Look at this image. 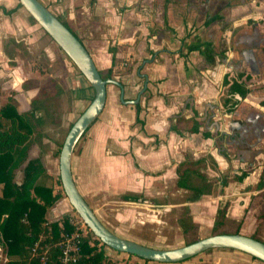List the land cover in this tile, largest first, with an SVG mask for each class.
Here are the masks:
<instances>
[{
	"label": "crops",
	"instance_id": "0c3cea01",
	"mask_svg": "<svg viewBox=\"0 0 264 264\" xmlns=\"http://www.w3.org/2000/svg\"><path fill=\"white\" fill-rule=\"evenodd\" d=\"M38 1L124 89L120 98L116 85H106L103 108L70 159L73 182L100 222L130 240L139 228L165 224L161 216L174 209L178 227L185 217L211 227L220 209L253 225L264 205V0ZM58 69L61 85L86 106L93 94L87 81L17 0H0V108L39 114L32 103L45 89L41 79ZM232 82L243 95L229 93ZM34 158L50 175L27 148L13 182ZM186 161L210 182L209 194L180 199L189 192L175 187ZM64 200L61 194L46 220L67 213ZM118 253L124 260L114 264H257L232 249L175 263Z\"/></svg>",
	"mask_w": 264,
	"mask_h": 264
},
{
	"label": "trees",
	"instance_id": "16d2710c",
	"mask_svg": "<svg viewBox=\"0 0 264 264\" xmlns=\"http://www.w3.org/2000/svg\"><path fill=\"white\" fill-rule=\"evenodd\" d=\"M65 27L67 26L65 25ZM67 29L69 30L68 27ZM98 73L103 79L109 78L111 75L110 69L105 74L100 71ZM49 82L51 86L52 81ZM47 88L50 90L48 86ZM41 91L44 93L45 90L41 89ZM228 91L229 93L236 91L241 95L245 92L237 88L234 82L228 85ZM41 101L38 98L33 99V108H39ZM228 101L226 98L224 104ZM35 102L37 107H35ZM230 103L227 106L228 110L231 109L230 105L232 104ZM0 119L4 120V122L0 121V183L3 185L0 196V238L3 242L2 249L7 258L4 264H28L30 262L36 264L32 260L30 249L39 237H43L41 242L50 243L51 263L58 264L56 260L58 249L53 244L60 239V233L69 230V225L65 218L50 220L45 224V214L47 209L61 196V193L56 191L53 194L52 188L48 184L38 181L44 175V168L38 158L30 159L25 163L21 170L22 177L19 183L12 181V171L21 162L28 148L32 124L25 114H17L10 104L0 108ZM58 183L60 184L59 180ZM175 187L187 189L189 195L186 199L194 200L199 195L209 194L211 184L197 172L193 162L186 161L177 169ZM226 221L228 220L223 217V210H218L217 218L212 226V234L240 233L261 241L256 236V232L264 221V205L256 214L253 229L247 233L241 232L245 231L241 221L231 223L232 231L226 229ZM182 229L184 231L187 228L183 225ZM104 247L106 246L95 237H84L81 245L82 256L78 264H99L101 261L114 264L105 255Z\"/></svg>",
	"mask_w": 264,
	"mask_h": 264
},
{
	"label": "water",
	"instance_id": "95a60500",
	"mask_svg": "<svg viewBox=\"0 0 264 264\" xmlns=\"http://www.w3.org/2000/svg\"><path fill=\"white\" fill-rule=\"evenodd\" d=\"M17 2L64 53L93 91L87 105L70 124L57 157L58 177L62 192L72 210L80 217L89 232L107 248L147 261L175 263L210 249H232L247 254L264 264V242L240 233L211 234L181 246L155 248L120 237L100 222L73 182L70 159L77 141L103 108L106 85H116L120 98L123 95V86L111 78L103 79L100 76L81 42L41 2L38 0H17ZM142 77L145 87L147 77L144 74Z\"/></svg>",
	"mask_w": 264,
	"mask_h": 264
},
{
	"label": "rangeland",
	"instance_id": "374dc122",
	"mask_svg": "<svg viewBox=\"0 0 264 264\" xmlns=\"http://www.w3.org/2000/svg\"><path fill=\"white\" fill-rule=\"evenodd\" d=\"M55 64L56 67H61L58 61H56ZM61 75L62 73L60 72V69H58V75L56 77H49V75H47L46 79H41L40 84L45 86V91L44 93H42L40 98L42 101L40 107L38 108L40 110L39 114H32L28 111L24 112V114L27 116L30 123L32 124V133L29 136L28 141V151L36 152L41 157L44 167L52 171L50 175H44V179L41 180V182L48 184L52 189L55 188V191H60L63 198L65 199L64 204H66L68 208V214L74 211L68 204L62 192L61 186L58 183L59 177L57 168V157L62 140L70 124L83 110L85 105L81 106L77 104L72 94L61 85ZM50 80L52 81L51 86L49 82ZM47 86L50 88V90H48ZM186 195L188 196L189 193L184 194V196L180 197V199L186 198ZM179 213H181L180 209H174V211L168 212L166 213V215L161 216L164 219L165 224L160 223L158 225H155L156 227L137 229V233L134 234L135 236H133L134 239L131 240L155 248H172L184 245L192 239L201 238L212 234L213 225L211 227L204 225L199 226L197 225V223L191 222L186 217L184 218L185 222L183 221L182 224L187 229L183 231V225L178 227L176 224V220L174 219L175 216ZM59 216H53V218L55 219ZM215 216L216 219L217 215ZM226 220H228L225 224L226 229L232 231L233 228L231 223L235 221L229 218H226ZM251 229H253V225L247 227L244 226L245 231L241 232L247 233ZM91 235L92 234L87 229V236L93 238L94 236ZM256 236L261 241H264V232L262 225L257 228ZM106 250L110 254L109 260H112L110 262L116 263L124 260L118 257V252L111 251L109 249ZM2 260L3 255L0 253V262H2ZM253 261H255V259L251 260V262ZM240 262L246 264L242 260ZM255 262L257 264H263L258 260Z\"/></svg>",
	"mask_w": 264,
	"mask_h": 264
},
{
	"label": "built area",
	"instance_id": "2783aa9c",
	"mask_svg": "<svg viewBox=\"0 0 264 264\" xmlns=\"http://www.w3.org/2000/svg\"><path fill=\"white\" fill-rule=\"evenodd\" d=\"M61 218H65L67 224L69 225V230L67 232L60 233V239L53 244L58 249L56 260L58 261V264H78L82 256V239L87 236V227L80 217L74 212L62 214L58 218H53L52 220H60ZM49 221L50 219L46 220L45 224ZM42 239L43 237H39L38 240L31 246L30 251L32 260L36 262V264H53L51 263L50 258V243L41 242ZM2 243L3 242L1 240L0 253L3 255V260L0 264H4V262L7 261L5 253L2 249ZM28 264H32V262ZM99 264L109 263L101 261Z\"/></svg>",
	"mask_w": 264,
	"mask_h": 264
},
{
	"label": "flooded vegetation",
	"instance_id": "af4514ba",
	"mask_svg": "<svg viewBox=\"0 0 264 264\" xmlns=\"http://www.w3.org/2000/svg\"><path fill=\"white\" fill-rule=\"evenodd\" d=\"M230 104H232V105H230V108L233 106V101H232V103H230Z\"/></svg>",
	"mask_w": 264,
	"mask_h": 264
}]
</instances>
